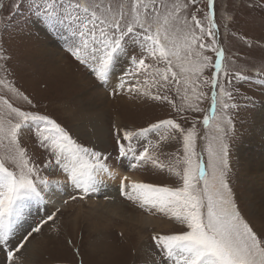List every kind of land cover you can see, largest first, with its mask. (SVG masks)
<instances>
[{"label": "rangeland", "instance_id": "374dc122", "mask_svg": "<svg viewBox=\"0 0 264 264\" xmlns=\"http://www.w3.org/2000/svg\"><path fill=\"white\" fill-rule=\"evenodd\" d=\"M16 2L0 0V101L6 100L21 111L54 120L78 144L99 152L101 162L106 163L108 169L117 171L118 177L114 183L102 182L97 191L85 195L71 184L60 167L54 163L47 168L43 166L52 157L39 143L36 124L25 125L18 133V143L25 150L30 166L34 164L40 168L41 178L47 179L51 188L64 182L67 190L64 184H60L65 189H59L58 192L69 198L62 207L46 208L45 212L29 213L26 210L14 227H22L21 231H17L16 241H9L6 248L0 246L1 264H9L7 249H14L42 220L47 223L41 225L40 232L34 233L24 242L20 252L14 254L12 264L26 263L28 258L30 264L34 255L32 252L28 255V247L34 244L40 246V252L35 254L37 256H34L35 261L31 264H174V260L163 257L153 237L183 233L188 230L186 224H181L168 212H160L149 205L142 206L139 200L122 195L121 181L124 180L125 185L129 182L119 173L138 176L142 183L158 187L175 189L182 186V180L177 175V172L182 174L184 167L182 163H177L184 155L182 136L175 129L162 127L159 131L150 132L147 138H133L131 144L136 149L135 155L149 143L155 146L150 149V153L157 164L151 160L137 161L133 153L121 156L117 146V139H120L127 149L129 142L123 140L125 131L138 132L169 119L179 124L185 134L195 127V150L205 166L206 174H210L206 148L209 139L215 135L213 125L219 123L225 129L228 133L225 142L229 145V154L224 180L228 184L229 198L241 219L259 238L264 239V216L258 214L256 209L254 211L252 201L247 196L252 172L243 166V159L252 162L257 160L249 130L264 106V0H214L216 47L224 53L222 67L228 73L227 76L224 71L217 73L216 88L211 86L215 71L211 66L200 73H184L190 77L188 83L179 76L177 79L180 83L161 80L154 74L155 69L164 70L168 64L158 57L154 59L149 56L143 43L140 40L133 42L132 39H128L125 44L127 54L114 57L106 81H99L92 71L96 63L93 62L91 66L82 63L72 53V48L78 46L81 40L72 20L62 18V22L51 24L31 11L27 3L17 9L14 6ZM176 2L164 0L168 5ZM179 2L187 4V8L180 13L182 17L191 21V16L195 14L207 27V21L204 20L207 0H196L195 4L190 3V0ZM109 3L130 6L131 0H104L105 6ZM195 32L199 35V29H195ZM199 43L211 44L212 38L205 35L194 46V51H201L214 65L215 52L209 48L200 50ZM42 46L46 49L58 47L63 59L61 66L58 65L61 69L63 67L60 73L49 71L34 60ZM99 47L98 44L91 45L88 52H94ZM180 55L183 58L180 63L186 68H190L191 61L196 59L194 55L188 58L183 49ZM133 57L137 60L144 58L150 69L137 71L132 64ZM118 65L122 68L119 76L124 77V85L118 89L111 86L104 91L109 103L94 116V123L92 116L90 119V115H86L88 113L80 101V94L86 89L79 79H90L89 86L93 90L105 89L111 70ZM173 70L180 71L178 66H174ZM237 73L249 79L238 81L235 79ZM168 76L171 80V73ZM221 84L226 93H231V99L220 95ZM214 92L217 101L215 106L212 103ZM156 95L167 96L168 99H153ZM222 103L234 107L224 109ZM8 104L0 103V118L18 122L19 118L9 113ZM193 106L198 110H194ZM213 107L217 119H210L206 127L203 124L204 117L212 115ZM100 114L101 117H98ZM228 120L231 121L230 125L224 122ZM161 135H167L168 139L161 141ZM2 143L6 145L8 141ZM4 152L5 148L0 145V154ZM6 166L17 171L10 163ZM257 176L262 183L264 171L258 172ZM109 188L112 190L109 191ZM250 194L253 195V192ZM74 196L77 198L72 199ZM49 215L53 216L50 221L47 220ZM140 217L153 218L167 224L169 228L159 231L152 226L143 228L135 223Z\"/></svg>", "mask_w": 264, "mask_h": 264}, {"label": "snow or ice", "instance_id": "6c2138e0", "mask_svg": "<svg viewBox=\"0 0 264 264\" xmlns=\"http://www.w3.org/2000/svg\"><path fill=\"white\" fill-rule=\"evenodd\" d=\"M24 3H27L36 15L51 24L62 22V18L73 21L76 34L81 40L78 46L72 48V53L82 63L90 66L93 62L96 63L97 66L93 67L92 71L99 81H106L115 56L127 54L125 44L128 39L133 42L140 40L149 56L154 59L158 57L168 64L166 69L157 68L154 73L168 83H180L178 76L188 83L190 77L184 73H200L210 66L215 69L211 77L212 88L217 87V73L224 71V74L228 75L222 67L224 53L216 47L214 0L206 2L204 20L207 21V27L195 14L191 16V21L182 17L180 13L187 8V4H181L179 0L171 5L164 3V0H131L130 6L125 3H109L105 6L104 0H17L14 6L19 9ZM190 3L195 4L196 0H190ZM195 29H199V35ZM205 35L212 38V43H199V49L209 48L215 52L214 65L210 64L209 57L202 55L201 51H194V46ZM96 44L100 47L95 48L94 52H88L89 47ZM181 49L188 58L193 55L196 57L191 61L190 68L180 63L183 59L180 55ZM132 64L137 71L151 67L145 63L144 58L137 60L133 57ZM174 66L179 67V73L173 70ZM168 73H171V80ZM235 79L245 81L249 78L237 73ZM220 95L231 99V93H226L222 84ZM152 98L168 99L167 96L160 95ZM0 103L8 104L6 100ZM212 103L213 106L217 103L215 92ZM222 107L227 109L234 105L222 103ZM8 109L9 113L15 114L19 120L13 123L11 120L0 118V145L5 148V152L0 154V246L4 248L7 247L14 227L22 219L30 202L43 201L44 192L50 184L47 179L41 178L39 167L34 164L30 166L25 150L18 143V133L25 125L33 122L36 124L39 143L52 157V160L43 166L47 168L54 163L60 167L71 184L85 195L98 190L102 183V180L98 179L99 176L112 175L106 163L101 162L99 152L78 144L54 120L44 115L21 111L10 104ZM193 109L198 110L195 106ZM210 119H217L214 107L212 115L204 117L203 124L206 127L209 126ZM224 122L229 125L231 123L230 120ZM162 127L175 129L182 136L184 155L177 161L178 164L184 165L182 174L177 172L182 186L172 189L146 183L125 185L124 180L121 181V194L126 195L128 199H136L142 206L149 205L160 212H168L181 224H186L188 230L183 233L154 236L157 249L163 257L174 260V264H264V239L259 238L241 219L236 206L229 198L228 184L224 180L228 168L229 145L225 142L228 133L219 123L213 125L215 135L209 139L206 148L210 174H206L205 166L195 150V127L185 134L180 125L171 119L160 121L138 132L125 131L123 140L129 144L126 149L121 140L117 139L120 155L133 153L137 161L151 160L153 164H157V160L150 153L154 145L149 143L143 151L135 155L136 149L131 141L133 138H147L150 132L159 131ZM167 139V135L160 137L161 141ZM4 140H7L8 144L3 145ZM9 163L17 171L10 170L6 166ZM80 198L83 199V196ZM52 219V215L47 217L48 221ZM46 223L47 221L42 220L14 249H7L6 259L9 264L14 262V254L20 252L24 242L34 233L40 232L41 225Z\"/></svg>", "mask_w": 264, "mask_h": 264}, {"label": "bare ground", "instance_id": "6f19581e", "mask_svg": "<svg viewBox=\"0 0 264 264\" xmlns=\"http://www.w3.org/2000/svg\"><path fill=\"white\" fill-rule=\"evenodd\" d=\"M56 43L54 42V45ZM57 45V44H56ZM62 54L61 52L58 51V47L55 46H50L48 49H46L44 46L39 48V51H37V54L35 55L34 60L36 62H40L45 69L54 72V73H60V70H63L58 66H61V63H63V59L61 58ZM57 65V67L55 66ZM65 65V64H64ZM67 67V66H66ZM120 65H118L116 68L112 69L110 74H109V79L108 82L105 86V89H92L90 88L89 84H91V80L88 79L87 77L83 78L85 79V82L83 79H79V83H81L84 88L86 89L82 94H80V101L85 108V112L88 113L86 115H90V119L92 116V119L94 123L96 122V116L99 112H102L104 107L109 103L107 102V97L105 96L106 91L109 87L114 86L115 89H118L123 87V82H124V77H120L119 74L122 71V68ZM64 72V71H63ZM89 86V87H87ZM101 87V86H100ZM110 89V88H109ZM120 91V90H119ZM107 100V101H106ZM102 110V111H101ZM85 116V115H83ZM101 117V114L98 116ZM81 119V118H80ZM87 119V118H86ZM101 119V118H100ZM85 120V119H84ZM254 124L249 130L250 133V140L252 149L257 152V160L256 162H252L248 159H243V166H247L249 168V172H252L251 176V181H250V187L248 188V199L252 201V207L256 212L262 216H264V180L261 183V179L258 178V172H263L264 171V106L258 113V115L255 117ZM87 123V121H86ZM100 123V122H99ZM83 124V123H82ZM90 124V123H89ZM95 130V129H94ZM101 132V131H99ZM93 133V132H92ZM98 135V134H97ZM96 135V137H97ZM103 135V134H102ZM101 136V135H100ZM98 139V138H97ZM94 141V140H93ZM107 142V141H106ZM97 142H95L96 144ZM100 143V142H98ZM112 175L109 177L107 174H103L98 177V179L102 180L103 183H111L115 180V178L118 177L116 174L117 171L108 169ZM119 173V172H118ZM120 175L124 176L127 178L126 180L129 182L128 185L131 183H142L141 179L138 176L135 175H130L127 173H119ZM255 176V177H254ZM259 179V180H258ZM114 183V182H113ZM261 183V184H260ZM64 182H60L56 185H54L53 188L50 186L48 189L44 192V200L43 201H32L29 204V207L27 210H29V213H40V212H45L46 208L53 209L54 207H62L64 203H66L67 199L69 198L68 196H62L58 191L59 189H65L67 190V185H65V188L63 187ZM259 185V187H258ZM112 188H109V191H111ZM253 192V195H251L250 192ZM110 194V193H109ZM251 196V197H250ZM250 197V198H249ZM88 200L87 202H89ZM93 203H98L94 201ZM32 211V212H31ZM25 214V213H24ZM142 219L144 220L142 222ZM153 219V218H152ZM151 218H145V217H140L135 223H139L141 227L143 228H149V226L155 227L158 231L161 229H168L169 226L164 223H159L158 221L152 220ZM28 220V218L25 220ZM24 222V221H23ZM22 227L18 226V229L15 228L12 232L14 235V238L12 235L10 236V242L16 241L15 239L18 237L17 231H21ZM13 238V239H12ZM12 239V240H11ZM32 252V256H37L35 255L36 253L40 252V246L38 245H33L28 247V255ZM30 256V255H29ZM31 258V263L35 261V257ZM1 255H0V261H1ZM29 258L25 261L27 264H29ZM23 262V264H26ZM30 263V264H31ZM1 264V262H0ZM22 264V262H21Z\"/></svg>", "mask_w": 264, "mask_h": 264}]
</instances>
